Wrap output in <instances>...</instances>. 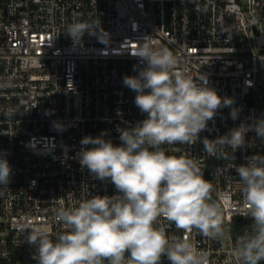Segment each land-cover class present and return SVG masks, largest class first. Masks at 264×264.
Listing matches in <instances>:
<instances>
[{"label":"built area","instance_id":"2783aa9c","mask_svg":"<svg viewBox=\"0 0 264 264\" xmlns=\"http://www.w3.org/2000/svg\"><path fill=\"white\" fill-rule=\"evenodd\" d=\"M76 22L93 34L74 41L66 29ZM145 41L168 48L175 70L206 75L209 87L239 109L236 120L229 107L219 109L194 144L163 146L199 162L224 236L211 240L157 221L169 239L186 237L206 252L209 264H236L233 249L252 234L253 221L234 166L264 156V138L249 131L243 147L217 155L205 152L202 141L264 119V0H0V84L8 85L0 87V155L12 167L10 183L0 185V264H37L30 229L46 228L55 239L65 231L58 209L118 194L82 168L77 153L83 137L105 131L120 145L118 128L146 118L136 93L123 85L124 76L144 67L135 54ZM161 264L170 262L162 257Z\"/></svg>","mask_w":264,"mask_h":264},{"label":"clouds","instance_id":"9594fccd","mask_svg":"<svg viewBox=\"0 0 264 264\" xmlns=\"http://www.w3.org/2000/svg\"><path fill=\"white\" fill-rule=\"evenodd\" d=\"M85 32L93 34L84 22L66 29L74 41ZM135 56L144 67L137 75L124 76L123 85L136 93L135 106L146 118L118 128L120 145L105 139V131L83 137L77 153L80 166L95 178L110 181L118 194L96 195L75 208L58 209L56 219L65 231L55 239L46 228L30 229L26 239L36 249L37 264H161L162 257L170 264H209L208 254L186 237L169 239L165 228L157 226L160 218L184 233L195 231L211 240L224 236L221 209L212 200L213 186L199 162L168 154L163 146L194 144L219 109L229 107L233 120L239 109L233 107V98L221 97L209 87L206 75L194 79L175 70L177 59L168 48H154L145 41ZM54 127L64 129L59 123ZM249 131L264 138V119L241 123L215 139L205 137L204 151L217 155L228 147L235 152L245 145ZM234 167L253 232L239 238L232 256L236 264H262L264 156L255 154ZM11 177L12 167L0 155V185H8Z\"/></svg>","mask_w":264,"mask_h":264},{"label":"water","instance_id":"95a60500","mask_svg":"<svg viewBox=\"0 0 264 264\" xmlns=\"http://www.w3.org/2000/svg\"><path fill=\"white\" fill-rule=\"evenodd\" d=\"M263 111H264V108H263Z\"/></svg>","mask_w":264,"mask_h":264}]
</instances>
